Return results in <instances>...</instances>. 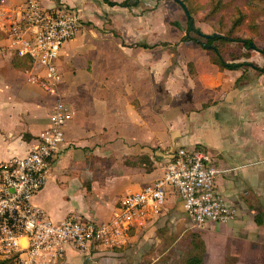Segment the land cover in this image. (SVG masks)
<instances>
[{"label":"crops","instance_id":"crops-1","mask_svg":"<svg viewBox=\"0 0 264 264\" xmlns=\"http://www.w3.org/2000/svg\"><path fill=\"white\" fill-rule=\"evenodd\" d=\"M126 1L40 0L46 9L79 11L82 29L57 61L70 118L59 160L33 203L55 223L72 216L108 222L122 196L162 177L168 154L188 146L215 157L217 185L238 216L195 227L171 193L166 210L135 229L126 247L88 256L69 250L60 264H184L192 235L204 244V264H264V74L250 66L263 68L264 56L253 51L236 61L248 66L221 69L208 51L182 42L178 22L167 23L182 8L175 0ZM19 58L0 59V164L27 155L55 104L29 83L32 64L15 66Z\"/></svg>","mask_w":264,"mask_h":264},{"label":"built area","instance_id":"built-area-1","mask_svg":"<svg viewBox=\"0 0 264 264\" xmlns=\"http://www.w3.org/2000/svg\"><path fill=\"white\" fill-rule=\"evenodd\" d=\"M82 29L79 11L66 5L46 9L40 0L19 6L0 0V59L10 53L28 58L33 69L29 83L55 98L49 127L38 135L27 155L0 164V260L14 264H60L69 250L90 255L97 248L121 249L131 233L143 228L166 210L175 193L183 202L193 226L228 224L238 211L217 185L221 173L211 152L199 147H179L168 154L163 175L140 191L122 196L112 219L96 222L72 216L61 223L33 203L58 162L70 118L61 92L63 81L57 61L65 44Z\"/></svg>","mask_w":264,"mask_h":264},{"label":"rangeland","instance_id":"rangeland-1","mask_svg":"<svg viewBox=\"0 0 264 264\" xmlns=\"http://www.w3.org/2000/svg\"><path fill=\"white\" fill-rule=\"evenodd\" d=\"M185 3L193 17L194 25L197 29L205 34L225 32L226 25H230L239 17V13L250 15L254 22L246 20L238 35L245 38L250 37L254 40L259 48H264V0H181ZM172 5L176 2L171 0ZM253 9H250L252 5ZM251 5V6H250ZM180 9V8H179ZM170 11V9H168ZM172 12V11H171ZM168 13V12H167ZM167 23L174 24L178 22L182 28L187 30L188 20L184 10L181 8L178 14L168 13ZM252 23V24H251ZM255 25H258L257 27ZM237 35V34H236ZM192 37H200L191 32ZM204 39V38H202ZM205 41V39L203 40ZM230 47V48H229ZM229 51L239 53L241 50L238 46H229ZM256 52V51H254ZM236 54V53H235ZM258 54L255 53L254 56ZM252 57V56H251ZM250 57V59H251ZM187 234V233H186ZM188 237V236H187ZM187 238L183 237L181 242L185 244ZM188 255L187 250L184 252V258ZM1 261V260H0Z\"/></svg>","mask_w":264,"mask_h":264},{"label":"trees","instance_id":"trees-1","mask_svg":"<svg viewBox=\"0 0 264 264\" xmlns=\"http://www.w3.org/2000/svg\"><path fill=\"white\" fill-rule=\"evenodd\" d=\"M129 1L132 0H127L125 3H123L122 6L128 4ZM110 4L115 5L114 3H110ZM253 7L254 5H252L250 9H253ZM248 19H250V15L248 17L246 14H242L240 12L239 17L237 19H235L230 25H226L227 29L225 32L218 33L225 36V38H221V39L204 38L205 41H203L204 40L202 39L203 37L191 36L192 31L189 30V20H188V28L186 30V35L182 38V42H192L195 46L208 51L211 54L212 62L218 65L221 69H229V70L241 69L245 66H248V64L236 63V61H239L244 58L246 59L250 58L251 52L256 51L259 52L262 56H264V48L262 49L259 48L255 44L252 38L250 37L243 38L238 35V32L241 31V28ZM190 20H193L192 15ZM249 21L254 22V19L251 17ZM255 26L257 27L258 25ZM232 45L238 46L241 49L239 50V53L235 52L236 53L235 54L233 51H229L228 47ZM251 45H253L254 48H252ZM23 65L27 66V68L31 67V63L28 59L19 58L16 60L15 62L16 67H22ZM250 66H252L253 68L257 69L259 72L264 74V67L260 68L254 64ZM204 256H205V247L203 242L199 239L197 235H192V248L190 250V253L188 252L184 264H204ZM0 264H14V262L12 259H8V260H1Z\"/></svg>","mask_w":264,"mask_h":264},{"label":"water","instance_id":"water-1","mask_svg":"<svg viewBox=\"0 0 264 264\" xmlns=\"http://www.w3.org/2000/svg\"><path fill=\"white\" fill-rule=\"evenodd\" d=\"M177 3H179L181 5V7L184 9V12L187 16V18L189 19V30L192 32H195L198 36L206 38V39H211V38H216V39H221V38H225V36L218 34V33H213V34H205L202 31H200L199 29H197L194 25V21L190 20L191 19V14L189 9L187 8V6L185 5V3L181 0H175ZM252 48H254L253 45H251Z\"/></svg>","mask_w":264,"mask_h":264}]
</instances>
